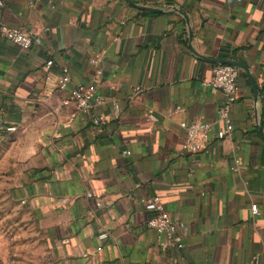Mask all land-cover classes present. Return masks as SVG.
<instances>
[{"label":"crops","instance_id":"crops-1","mask_svg":"<svg viewBox=\"0 0 264 264\" xmlns=\"http://www.w3.org/2000/svg\"><path fill=\"white\" fill-rule=\"evenodd\" d=\"M1 1L4 22L42 40L28 51L0 40V147L51 264H264V0H129L162 10L151 15L124 0ZM214 60L249 69L234 130L186 154L182 123L225 126L224 95L205 85ZM64 67L74 85L96 81L103 129L62 104ZM153 197L189 227L183 250L147 228Z\"/></svg>","mask_w":264,"mask_h":264},{"label":"built area","instance_id":"built-area-1","mask_svg":"<svg viewBox=\"0 0 264 264\" xmlns=\"http://www.w3.org/2000/svg\"><path fill=\"white\" fill-rule=\"evenodd\" d=\"M2 1L0 0V8ZM0 40L7 41L19 46L22 50L28 51L42 45V40L33 33L27 31L20 25H9L3 21L0 9ZM94 65H99L100 56L96 55L90 60ZM53 62L47 63V68L51 67ZM101 70L97 71V77L100 78ZM239 69L230 65L218 64L212 71L211 79L205 85L214 90L220 91L224 95V103L219 109L218 116L224 123L215 136L213 135V124L206 121H194L190 123H182L181 128L186 131L183 150L186 154H198L206 151L210 144L215 140H223L229 136L233 130L231 121V112L235 103L239 99L238 95V79ZM58 90L69 92V98L64 100V106L73 105L76 112L87 116L91 124L103 129L107 121L104 117L97 113V109L104 106L106 100L99 95L97 83L77 84L74 85L68 68L62 69V75L57 82ZM145 92V88L138 86L133 90V98L140 97ZM145 116L153 119L151 111L146 112ZM128 155L129 152H125ZM91 197V195H88ZM145 205L150 209L151 217L147 222V228L156 232L157 244L164 250L175 249L183 250L185 247V239L189 234V227L183 222H177L173 219L170 212L164 207L159 197H153L144 201ZM98 206L100 204L98 203ZM254 216L259 215L257 205L251 207Z\"/></svg>","mask_w":264,"mask_h":264},{"label":"rangeland","instance_id":"rangeland-1","mask_svg":"<svg viewBox=\"0 0 264 264\" xmlns=\"http://www.w3.org/2000/svg\"><path fill=\"white\" fill-rule=\"evenodd\" d=\"M19 172L0 147V264H51L50 237L18 198Z\"/></svg>","mask_w":264,"mask_h":264},{"label":"water","instance_id":"water-1","mask_svg":"<svg viewBox=\"0 0 264 264\" xmlns=\"http://www.w3.org/2000/svg\"><path fill=\"white\" fill-rule=\"evenodd\" d=\"M125 2L131 4L132 6H134L135 8L139 9V10H142V11H146V12H149V13H161L162 10L160 9H156V8H149V7H145V6H138L132 2H130L129 0H124ZM216 61L218 64H223V65H230V66H233V67H236L238 69H242L246 72V74L249 75V69L248 67H246L245 65L239 63V62H235V61H231V60H214ZM249 80L252 84V88H253V91L255 93V100H257V96H258V88L256 86V84L253 82L252 78L249 77ZM262 132V130H261Z\"/></svg>","mask_w":264,"mask_h":264},{"label":"trees","instance_id":"trees-1","mask_svg":"<svg viewBox=\"0 0 264 264\" xmlns=\"http://www.w3.org/2000/svg\"><path fill=\"white\" fill-rule=\"evenodd\" d=\"M142 14H148V15H151V14H149L148 12H145V11H143Z\"/></svg>","mask_w":264,"mask_h":264}]
</instances>
